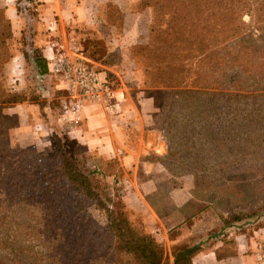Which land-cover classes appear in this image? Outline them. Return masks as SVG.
<instances>
[{"label":"rangeland","instance_id":"1","mask_svg":"<svg viewBox=\"0 0 264 264\" xmlns=\"http://www.w3.org/2000/svg\"><path fill=\"white\" fill-rule=\"evenodd\" d=\"M87 3L90 19L77 22L83 26L73 27L76 23L63 22L60 17L61 6L69 5L67 0L54 2L58 26L55 21L44 20L45 3L0 0L12 26L9 42L12 58L0 81L10 93L19 94L24 100L6 110L13 124L9 138L12 148L34 147L58 163L63 161L57 151L56 143L60 144L90 177L107 208L125 212L131 223L146 233L150 231L145 212L153 214L152 207L163 214H174L171 223L181 222L183 215L192 214L185 222L189 228L202 212L206 213L208 224L219 223L221 216L255 212L260 226L264 227V90H225L217 96L192 95V100H185L176 93L178 89L146 84L147 60L138 56L137 50L154 42L152 29L159 19L156 8L143 7L141 0H88ZM10 9L15 11L17 19L15 15L10 17ZM245 21L249 18L245 17ZM52 32H58L64 45L70 42V36L75 38L74 51L57 46L74 58L83 53L89 59L86 54L87 48L91 49L89 42H102L97 60H89L110 81L118 98L111 101L115 106L109 110L96 105L102 111L106 127L115 128L113 134L108 132L116 147L105 155L87 145L78 131L83 119L75 126L64 118L68 92L63 89L62 78L49 70L41 74L37 66V57L43 56V52L33 40L40 33ZM43 58L48 69L49 61ZM18 61L22 65H17ZM13 63L17 65L16 72H23L13 73L11 79ZM196 77L190 76L191 80ZM52 80L60 85V91L50 89L54 87ZM35 104L41 110L31 113L30 120L21 123L19 106ZM47 107L52 108L56 118L49 117ZM39 123H48L49 127L41 129ZM125 140L133 150L125 147ZM123 154L134 157V162L126 164ZM178 200L188 201L187 207L176 205ZM65 208L68 206H62L60 211ZM88 208L89 214L106 227L107 213L92 204ZM6 212L7 218L3 220L6 226L0 223V236L9 229L18 234L21 242V248H17L21 251L18 264H49L41 255L45 240L37 223L41 216L38 208L10 206ZM155 220L163 230L166 221L158 217ZM15 221L23 226L19 229L13 225ZM176 229L169 233L170 240L178 237ZM14 231L10 235L16 236ZM163 242L170 253L177 247L170 245L167 238ZM17 252L6 250L7 258L15 260Z\"/></svg>","mask_w":264,"mask_h":264},{"label":"trees","instance_id":"2","mask_svg":"<svg viewBox=\"0 0 264 264\" xmlns=\"http://www.w3.org/2000/svg\"><path fill=\"white\" fill-rule=\"evenodd\" d=\"M141 5L156 8L159 17L152 29L154 42L137 50L147 60L146 84L178 89L185 100L225 90H264V0H141ZM11 39L12 26L0 6V77L12 58ZM89 44L86 54L97 60L102 42ZM36 63L46 74L43 56ZM23 101L0 81V223L10 206L38 208L45 240L41 255L49 264H193L204 243L179 245L170 253L155 234L135 227L125 212L107 208L90 177L60 144L63 161L58 163L34 147L12 148L13 124L6 110ZM65 203L68 208L60 211ZM90 204L107 213L106 227L89 214ZM254 213L219 217L223 233L264 228ZM16 221L13 225L20 229ZM10 231L14 229L0 236V264L20 263L21 242ZM6 250L18 251L15 260L7 258Z\"/></svg>","mask_w":264,"mask_h":264},{"label":"crops","instance_id":"3","mask_svg":"<svg viewBox=\"0 0 264 264\" xmlns=\"http://www.w3.org/2000/svg\"><path fill=\"white\" fill-rule=\"evenodd\" d=\"M43 4H46V10L44 13V20L47 22L55 21L58 26V19L55 10V0H38ZM88 0H67L69 5L61 6L62 10L60 12L61 20L69 21L76 23L73 27L83 26V24H78L79 21L87 20L88 11L86 10V5ZM67 4V3H66ZM100 4H97V7ZM10 17L13 18L14 15L16 19L18 18L15 14V11L12 9L9 10ZM87 15V16H86ZM86 16V17H85ZM78 22V23H77ZM53 24V23H52ZM36 39L33 40L36 43V46L41 49L43 52V56L46 59H49L53 56L57 49V46L63 47V49L67 48L71 51H74L75 46V38L70 36V42L67 45L62 44L63 39L59 36L58 32L47 33L43 35L42 33L36 35ZM32 39V38H31ZM54 46V48H52ZM61 49V48H60ZM20 60V59H19ZM17 65H22V62L18 61ZM13 63L10 67V75L9 77L13 79V73H15L16 66ZM23 71L17 70V74ZM23 74V73H22ZM21 74V75H22ZM42 78H47L43 77ZM24 79V77H22ZM51 77H48L50 79ZM58 78V77H56ZM20 79V78H18ZM60 79V78H58ZM53 82V80H52ZM64 84V90H66L67 86ZM54 84V82H53ZM51 90L58 91L60 89V85L58 83L54 84V87H50ZM60 91V90H59ZM40 105H20L19 106V117L21 123H26L30 120V114H35L36 110L40 111ZM48 111L49 117L56 118L54 116V111L51 107L45 108ZM59 115V114H58ZM102 111L98 109L96 105L89 104L85 106L82 112V124L78 130L84 136V139L87 140L86 144L89 145L92 149L98 150L99 154L105 155V153L112 151V147H116V141H114L109 132L113 134L115 132V128L106 127L105 121L102 119ZM59 117V116H58ZM40 127H49V124L46 123H39ZM37 134V133H36ZM124 142V141H123ZM125 147H128L129 150H133L130 144L126 143L125 140ZM110 154H108L109 156ZM123 160L126 164L134 162L135 158L130 155L123 154ZM188 201L179 202L176 201V205L179 207H183L184 205L187 207ZM140 213V212H139ZM147 215V222L149 224L148 228L150 233L155 234L158 239L163 242L165 238L169 241V244L172 246H179L186 243H204L203 249L199 252L193 259V264H264V228L258 229L253 231V234L244 233V232H233L232 230L229 232H224L222 229V223H212L208 224L206 221V213H200L197 215L195 220V225L191 228L187 227L188 218L191 215H183V219L181 222L171 223L174 220V214L166 213L163 214L152 207V213H149L148 210L145 212ZM209 215V214H208ZM207 215V216H208ZM155 216V217H154ZM158 217L161 221H166L162 224L163 230L161 227L156 225L155 218ZM171 223V225L169 224ZM183 223V224H182ZM181 225V226H180ZM180 226V227H178ZM177 227V229H176ZM176 229L179 232V235L176 239L170 240L169 233L171 230ZM210 234V235H209ZM209 236L211 238L209 239ZM228 241H233V244H229ZM164 243V242H163Z\"/></svg>","mask_w":264,"mask_h":264},{"label":"built area","instance_id":"4","mask_svg":"<svg viewBox=\"0 0 264 264\" xmlns=\"http://www.w3.org/2000/svg\"><path fill=\"white\" fill-rule=\"evenodd\" d=\"M76 56L59 50L48 59L49 72L60 76L67 85L64 118L75 126L81 123L85 106L103 105L109 110L115 106L111 101L118 99L110 81L91 65L90 60L83 53Z\"/></svg>","mask_w":264,"mask_h":264}]
</instances>
